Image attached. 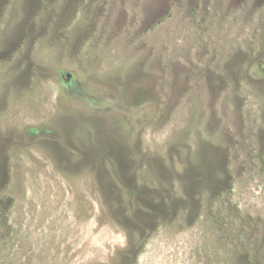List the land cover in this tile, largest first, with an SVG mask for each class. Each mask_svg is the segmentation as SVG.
I'll return each instance as SVG.
<instances>
[{
	"label": "rangeland",
	"instance_id": "374dc122",
	"mask_svg": "<svg viewBox=\"0 0 264 264\" xmlns=\"http://www.w3.org/2000/svg\"><path fill=\"white\" fill-rule=\"evenodd\" d=\"M0 264H264V0H0Z\"/></svg>",
	"mask_w": 264,
	"mask_h": 264
},
{
	"label": "flooded vegetation",
	"instance_id": "af4514ba",
	"mask_svg": "<svg viewBox=\"0 0 264 264\" xmlns=\"http://www.w3.org/2000/svg\"><path fill=\"white\" fill-rule=\"evenodd\" d=\"M71 80H72V77H67L66 75L62 76L63 84H67L68 85V84H70Z\"/></svg>",
	"mask_w": 264,
	"mask_h": 264
},
{
	"label": "water",
	"instance_id": "95a60500",
	"mask_svg": "<svg viewBox=\"0 0 264 264\" xmlns=\"http://www.w3.org/2000/svg\"><path fill=\"white\" fill-rule=\"evenodd\" d=\"M65 75L67 76V77H72V74L71 73H65Z\"/></svg>",
	"mask_w": 264,
	"mask_h": 264
}]
</instances>
